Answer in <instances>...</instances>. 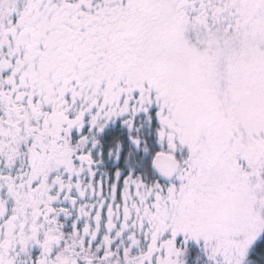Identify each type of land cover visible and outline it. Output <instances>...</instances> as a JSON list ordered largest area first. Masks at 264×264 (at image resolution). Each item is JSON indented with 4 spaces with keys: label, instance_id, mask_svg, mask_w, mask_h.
<instances>
[{
    "label": "snow or ice",
    "instance_id": "snow-or-ice-1",
    "mask_svg": "<svg viewBox=\"0 0 264 264\" xmlns=\"http://www.w3.org/2000/svg\"><path fill=\"white\" fill-rule=\"evenodd\" d=\"M0 264H264V0H0Z\"/></svg>",
    "mask_w": 264,
    "mask_h": 264
}]
</instances>
